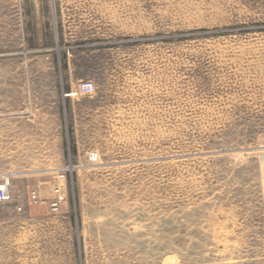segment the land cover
<instances>
[{"label": "rangeland", "instance_id": "rangeland-1", "mask_svg": "<svg viewBox=\"0 0 264 264\" xmlns=\"http://www.w3.org/2000/svg\"><path fill=\"white\" fill-rule=\"evenodd\" d=\"M4 178L0 264H264V0H0Z\"/></svg>", "mask_w": 264, "mask_h": 264}, {"label": "built area", "instance_id": "built-area-1", "mask_svg": "<svg viewBox=\"0 0 264 264\" xmlns=\"http://www.w3.org/2000/svg\"><path fill=\"white\" fill-rule=\"evenodd\" d=\"M79 92L81 94H89L95 91V85L92 82H85L79 85ZM11 196V180L10 178H4L0 181V203L10 202ZM59 202H53V210L57 211Z\"/></svg>", "mask_w": 264, "mask_h": 264}]
</instances>
